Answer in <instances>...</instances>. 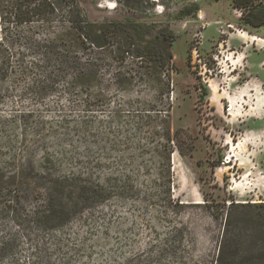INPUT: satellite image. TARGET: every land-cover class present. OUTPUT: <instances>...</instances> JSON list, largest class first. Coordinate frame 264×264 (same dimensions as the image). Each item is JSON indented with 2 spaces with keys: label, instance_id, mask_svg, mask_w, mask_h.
I'll list each match as a JSON object with an SVG mask.
<instances>
[{
  "label": "rangeland",
  "instance_id": "1",
  "mask_svg": "<svg viewBox=\"0 0 264 264\" xmlns=\"http://www.w3.org/2000/svg\"><path fill=\"white\" fill-rule=\"evenodd\" d=\"M78 1L168 27L171 58L102 50L95 106L63 89L0 106L32 113L0 129V264H216L228 215L254 234L264 203V36L232 0Z\"/></svg>",
  "mask_w": 264,
  "mask_h": 264
},
{
  "label": "trees",
  "instance_id": "2",
  "mask_svg": "<svg viewBox=\"0 0 264 264\" xmlns=\"http://www.w3.org/2000/svg\"><path fill=\"white\" fill-rule=\"evenodd\" d=\"M232 5L241 10L244 26L264 25L263 3L232 0ZM174 38L168 27L157 28L154 23L92 21L78 0H0V106L18 91L42 103L59 89L86 93V107L95 106L102 50L110 60L146 58L162 69L166 63L161 53L171 58ZM31 114L21 113L18 121L27 124ZM16 119L0 117V129ZM254 206L262 208L246 217L255 225L254 234L233 226L228 215L216 264H264V203Z\"/></svg>",
  "mask_w": 264,
  "mask_h": 264
},
{
  "label": "crops",
  "instance_id": "3",
  "mask_svg": "<svg viewBox=\"0 0 264 264\" xmlns=\"http://www.w3.org/2000/svg\"><path fill=\"white\" fill-rule=\"evenodd\" d=\"M152 1H154V0H152ZM263 26L264 25H262L260 27H254V28H256L261 33V36H264ZM252 37H254V38L258 39V40H261V41L263 40L261 37H257L256 35L255 36H252Z\"/></svg>",
  "mask_w": 264,
  "mask_h": 264
}]
</instances>
